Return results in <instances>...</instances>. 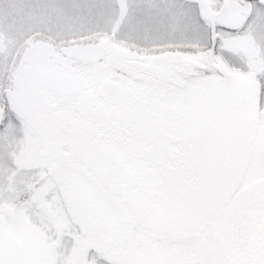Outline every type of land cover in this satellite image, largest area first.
Listing matches in <instances>:
<instances>
[{"label": "rangeland", "instance_id": "obj_1", "mask_svg": "<svg viewBox=\"0 0 264 264\" xmlns=\"http://www.w3.org/2000/svg\"><path fill=\"white\" fill-rule=\"evenodd\" d=\"M101 2L0 0V101L18 64L28 59L21 60L25 47L15 44L18 37L24 41L27 36L52 39L47 35L63 34L64 42L78 43L82 50L70 58L56 50L39 62L31 83L20 89L27 101L24 116L18 120L8 116L0 127V215L7 231L20 241L17 261H36V255L47 254L38 264H224L205 233V221L212 216L233 264L261 259L264 240L256 241L254 236L258 220L264 219V193L244 197L239 188L230 187L229 175L221 183L202 168L194 182L196 192L185 194L187 184L176 177L172 163L181 138L173 135L169 123L178 126L190 120L166 100L190 88L192 70L165 65L170 66L167 73L156 78L137 69L129 55L143 50L125 36L117 15L110 16L100 30L89 28V8ZM117 30L119 38L114 39ZM103 44L122 48V58L117 60L113 50H101ZM86 51L96 56L93 61L81 57ZM48 66L84 78L85 92L95 102L84 103L79 126L76 121L65 127L51 120L47 108L52 93L35 79ZM203 67L247 81L246 108H252L245 111L242 130L257 121L258 111L264 114V102L257 109L264 80L251 78L254 66L243 72L229 70L209 54ZM109 81L145 93L149 107L118 94L106 86ZM68 103V108L75 104L74 100ZM145 108L157 109L159 122L165 123L160 127L164 137L159 139L166 142L163 152L151 126L155 120ZM192 123L197 130L205 126ZM254 131L259 137L264 127ZM101 143L118 150L123 169L98 156ZM213 181L228 187L229 193L211 192Z\"/></svg>", "mask_w": 264, "mask_h": 264}, {"label": "snow or ice", "instance_id": "obj_2", "mask_svg": "<svg viewBox=\"0 0 264 264\" xmlns=\"http://www.w3.org/2000/svg\"><path fill=\"white\" fill-rule=\"evenodd\" d=\"M117 15L125 36L139 49L136 59L158 66L178 65L191 69L193 84L183 94L170 95L166 103L179 107L182 115L200 128L204 145L227 159L232 188L255 185L264 191V138L255 127H264V114L233 137L228 134L233 117L243 116L246 96L241 80L219 69L203 67L211 54L227 69L255 67L251 78L264 80V0H102L89 8L90 29L100 30L107 19ZM119 38V30L114 39ZM54 55L50 53V57ZM264 102V84L257 96V109ZM217 218H209L208 229L214 234ZM0 264H38L37 261ZM231 264V262H224ZM242 264H264L259 260Z\"/></svg>", "mask_w": 264, "mask_h": 264}, {"label": "flooded vegetation", "instance_id": "obj_3", "mask_svg": "<svg viewBox=\"0 0 264 264\" xmlns=\"http://www.w3.org/2000/svg\"><path fill=\"white\" fill-rule=\"evenodd\" d=\"M47 36H49V38H52V39L34 38L32 36H27L24 39V41H20L21 37L20 38L18 37L16 39L15 44L21 43V45H24V47H25V48H23V56L21 57V60H23L26 57L28 59H27V62L25 64H23L22 66H21V62L18 64V66H17L18 68L16 69L17 73L12 77V84L10 85V87H7L5 90L11 89L13 91H16V94L18 96V102L21 104V107H22V113L20 115H17L15 113V111H11V109L8 106V102L6 101L5 90H4L3 101H0V107H1L0 127L3 125L5 118H7L8 116L13 118L12 120H14V119L18 120L24 116L27 101L25 99L24 94H22L20 92V89L28 86V85L23 84L25 67L31 63V59H32L35 51L39 47L42 46L44 48L46 46H50L51 50H52L51 53L58 50L59 54L65 58H70L73 56L75 57V55L79 54V51H82L78 43H74L71 41L68 43L64 42V39L66 37H64L63 34H58V35H54V36L47 35ZM127 44L131 45L130 43H127ZM70 45H75L76 53L72 56H67L62 52V50H63V48H65V46H70ZM110 45L111 44H103L101 46V50H104V51L113 50V54L116 56L117 60H120V58H122L121 56L123 54L122 48H120L118 46H114V48H112ZM26 50H29V51L26 53L25 52ZM136 53H137L136 50H132L130 55H129V57H130L129 60L136 64L137 69H139L143 72H152L156 78H163L164 77L163 74L167 73V70L170 68V66L169 67L165 66V65L158 66V65H154V64H150V63L141 62L135 58ZM82 55H81V57H83L86 61H88L87 60L88 56L93 57V59L91 61H93L96 57L90 51H86L85 54L82 53ZM48 56H50V55H48ZM41 61H36V62L32 63L33 73H32V78L30 80V83L33 79L35 72H36L35 68L37 67V64ZM206 62L209 63V61H206ZM174 66H176V65H174ZM166 67H167V69H166ZM223 67L224 68L226 67V65L224 63H223ZM47 69H54L58 72H66V73H70V74H78V73H74V72H70V71L59 70L57 68H54V66H48L42 70H39L36 73L35 78L37 77V75L39 73H41ZM223 70H225V69H223ZM118 74H119V72H117L116 75L118 76ZM232 76L243 79L242 77L237 76V75H232ZM80 77H81V75H80ZM106 86H108L110 88H115V90L118 94H121L123 97H128L129 99H132L131 101H133L135 104H138V105L143 106V107H149V105H150L149 104L150 101L148 100V97L145 93L142 94V93L135 92L133 89H130L128 87L123 86V84L121 82L109 81V82H107ZM85 87H86V82H85L83 77H82V89L77 94L58 95L56 92H54V91L48 89V87H46V89H48L49 92L52 93L50 98H49L50 100L48 103V105H51V106L49 108H47L48 114L50 116H52L51 120L55 121V122L58 120V122L65 127H67L69 124H72V121L78 122L77 120L81 119V117H80L81 110L80 109H82L84 107V103L89 104V103L95 102V100L91 94H88V93L86 94ZM247 97L248 96L246 94V102H247ZM86 98H88V100H86ZM254 99H253L252 104L254 103V106H255V100ZM69 100H71V101L74 100V102H75L74 106L70 107L71 109L68 108L69 107V103H68ZM61 101H62V103H60ZM82 102H83V104H81ZM106 102L109 103V101H106ZM251 108L252 107L250 105L245 109V111L251 110ZM144 111L146 114H149V116L152 119L155 120L154 123H151V126H152L153 130L156 132V135H155L156 145L158 146L160 152L161 151L163 152L166 149V144H165L166 142H165V140H163V142H161V141H159V139L164 137V134H162L163 132L161 131L163 129H160V127L164 126L165 123L159 122L160 119L158 118V110L157 109H154V111H153V110H149L148 108H145ZM32 112H33V114H37L36 110H34ZM245 113H244V115H245ZM105 114H106V112H105ZM244 115L232 118L233 123H232L231 128L234 130L229 129V131L232 132V133H230L231 136L235 137L244 131V130H242V129H244V120H245ZM109 117H111V116H109ZM176 118H177V116H176ZM52 121H51V123H53ZM79 124L80 123L78 122L77 125L79 126ZM146 124H148V123H146ZM176 124L177 123H174V124L169 123V125L172 126L170 131H172L173 135H175V137L178 136L181 138V139H179L181 142L176 143V162H174L172 164H173V167H174L175 172H176L175 173L176 177L179 179H182L183 184H185V183L187 184V186H184L183 192L185 194H193V192H196V187H195L194 182L196 180L197 174L202 171V168L209 172V174L212 176V179L217 178L221 181V183H223V177H228V175H229V167H228L227 159L214 154L209 148H207L204 145V143L202 142V138H201L199 131H198L199 129L197 130V129L193 128L192 121H189L187 124H180L179 123L178 126H176ZM205 126L211 127V122H208L207 125H205ZM261 133L262 134H260L259 137L264 138V132H261ZM101 144H99V145H101ZM105 145H110V144H105ZM103 159H105L109 164H111L112 167L116 168V166L111 161H109L107 158H103ZM121 160H122V158H121ZM159 163H160V161H159ZM122 164H123L122 165L123 166L122 169H123L124 165H125L123 160H122ZM148 172L149 171H147V173ZM232 189H234V188H232ZM210 191L214 192L217 195H222V194H228L229 188L226 186H222V185L218 186V184L213 181V186H210ZM238 191H239V193L244 195V197L245 196L247 197L250 195H255V194L260 195V193H264V191L260 190L255 185H252L250 187L239 188ZM211 192H209V193H211ZM238 204L239 203L234 204V207L238 206ZM229 215H230V213H227L225 220H227ZM4 221L6 222L5 218H4ZM207 221H209V220H207ZM263 225H264V219L261 218V220H258V222H257L258 228L255 229L257 232V234H255V236H254L256 241L264 240V234H262V230L264 229V228H262ZM215 231H216L215 233L218 234L219 238L224 243V247L226 250L227 246L225 244V240H224L225 238L222 236V234H220L218 232L217 226H215ZM260 233H261V235H260ZM209 240H211V239L209 238ZM214 248H215V250H219V247H215V245H214ZM36 256H37L35 258V259H37L36 261L38 263H41L39 261H42V263H43V260L47 259L50 255L39 254ZM17 259H18V257H17ZM17 259H16V261H17Z\"/></svg>", "mask_w": 264, "mask_h": 264}, {"label": "water", "instance_id": "obj_4", "mask_svg": "<svg viewBox=\"0 0 264 264\" xmlns=\"http://www.w3.org/2000/svg\"><path fill=\"white\" fill-rule=\"evenodd\" d=\"M29 50H26L27 53ZM52 52L50 46L46 47H39L32 59L31 63L25 67L24 77H23V84L28 85L30 83V80L32 78V63L36 61L43 60L45 57L50 55ZM62 52L67 56H72L76 53V47L75 45L65 46L63 48ZM93 59L92 56H88L87 60L91 61ZM237 80H241L244 85V93L245 96L247 94V83L244 79L234 77ZM37 83L40 86H47L48 89L56 92L58 95L63 94H77L82 89V78L80 75L77 74H69L66 72H58L54 69H47L37 75L35 78ZM5 98L8 102V106L11 109V111H15L17 115H20L22 113V107L21 104L18 102V96L16 94V91H13L11 89L5 90ZM88 100V98H86ZM0 123H1V107H0ZM97 153L99 157L108 158L113 164L117 166V168H122V160L120 158V155L116 148L112 145H105L101 144L99 145L97 149ZM4 220L0 216V258L8 261V262H15L17 259L19 249H20V242L16 237L13 236V234L8 233V231L5 228V223H3ZM207 226V231L205 232L207 237L211 238L214 245L216 247H219L220 253H222V256L225 260V262H231L229 255L225 252L224 244L222 240L219 238L218 234L214 232V234L209 233L208 229V222H205Z\"/></svg>", "mask_w": 264, "mask_h": 264}]
</instances>
